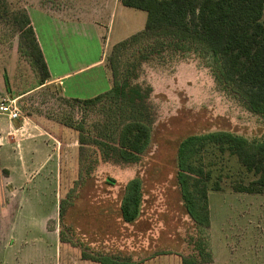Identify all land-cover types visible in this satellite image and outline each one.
<instances>
[{
  "label": "rangeland",
  "instance_id": "obj_1",
  "mask_svg": "<svg viewBox=\"0 0 264 264\" xmlns=\"http://www.w3.org/2000/svg\"><path fill=\"white\" fill-rule=\"evenodd\" d=\"M6 3L9 15L27 12L53 73L105 58L103 67L84 75L81 93L72 92L78 82L67 83L69 96L79 99L107 92L109 79L113 86L114 46L141 32L147 18L121 0ZM18 46L16 26L0 17V102L26 93L16 98L21 120L0 116V264H99L83 253L132 264H264V195L236 192L235 185L257 179L237 157L210 145L194 159L211 173L209 227L198 230L181 199L182 140L219 131L264 138V118L249 112L233 87L217 84L209 55L144 66L139 82L153 88L156 112L150 144L137 163L114 164L79 141V126L96 137V125L106 119L101 106L85 107L55 85L28 92L37 78ZM96 75L100 79H89ZM134 178L142 181L143 205L139 219L128 224L120 203Z\"/></svg>",
  "mask_w": 264,
  "mask_h": 264
},
{
  "label": "trees",
  "instance_id": "obj_2",
  "mask_svg": "<svg viewBox=\"0 0 264 264\" xmlns=\"http://www.w3.org/2000/svg\"><path fill=\"white\" fill-rule=\"evenodd\" d=\"M121 3L145 12V27L114 46L109 58L113 86L107 92L90 99L72 98L88 108L101 106L106 118L96 125L95 138L83 135L84 128L78 127L82 146H95L105 162L137 163L150 144L156 118L151 104L153 88L139 82L141 72L145 65L167 63L190 54L198 58L209 55L213 63L207 66L217 84L233 87L244 107L264 118V0H121ZM4 15L16 26L19 51L30 59L35 70L37 85L28 91L32 92L51 78L49 66L27 12L9 15L6 0H0V17ZM131 50L130 57L123 62ZM4 78L10 92L8 76L5 74ZM210 145L237 157L257 177L247 186L235 185L236 192L264 195V138L249 140L220 131L185 138L178 148L176 179L184 208L198 230L209 227L211 222L208 198L211 173L196 165L194 159ZM214 190H220L217 183ZM142 205V181L134 178L127 183L121 199L122 220L128 224L137 221ZM198 244L200 247L201 240ZM83 258L99 264H132L86 253Z\"/></svg>",
  "mask_w": 264,
  "mask_h": 264
},
{
  "label": "crops",
  "instance_id": "obj_3",
  "mask_svg": "<svg viewBox=\"0 0 264 264\" xmlns=\"http://www.w3.org/2000/svg\"><path fill=\"white\" fill-rule=\"evenodd\" d=\"M104 62H105V58H102L99 62H92L90 64H87V65H84V66H80L79 68H77L75 70H70V71L61 72V73H59V72L53 73L52 71H50L51 78L46 82V84L44 86H42L40 88H44V87L50 86V85H55V86L61 88L63 96H65L67 98H72V97L69 96L71 92H70L69 87L66 86L67 83L71 82V81L78 82L75 85V88H74V90L72 92L81 93L82 89L79 92H77V86L86 84V83H84L82 81L85 78L84 75L87 74V73H91L94 69H96L98 67H103L104 66ZM105 73H106V71H105ZM98 78H99L98 75L89 77V79L92 80V81L96 80ZM107 78H109V75L107 76ZM73 79H75V80H73ZM97 84H98V82H97ZM109 86H110V88L112 87L110 79H109ZM80 87L82 88L83 86H80ZM40 88H37L35 90H38ZM18 128H20V127H18Z\"/></svg>",
  "mask_w": 264,
  "mask_h": 264
},
{
  "label": "built area",
  "instance_id": "obj_4",
  "mask_svg": "<svg viewBox=\"0 0 264 264\" xmlns=\"http://www.w3.org/2000/svg\"><path fill=\"white\" fill-rule=\"evenodd\" d=\"M0 116L7 117L11 122L23 118L18 99H7L0 102Z\"/></svg>",
  "mask_w": 264,
  "mask_h": 264
}]
</instances>
